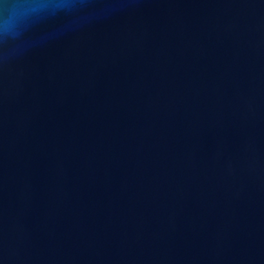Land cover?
<instances>
[{"label":"water","instance_id":"1","mask_svg":"<svg viewBox=\"0 0 264 264\" xmlns=\"http://www.w3.org/2000/svg\"><path fill=\"white\" fill-rule=\"evenodd\" d=\"M0 264H264V0H0Z\"/></svg>","mask_w":264,"mask_h":264},{"label":"clouds","instance_id":"2","mask_svg":"<svg viewBox=\"0 0 264 264\" xmlns=\"http://www.w3.org/2000/svg\"><path fill=\"white\" fill-rule=\"evenodd\" d=\"M7 37H8V34L6 33L5 36H4V38H7Z\"/></svg>","mask_w":264,"mask_h":264}]
</instances>
